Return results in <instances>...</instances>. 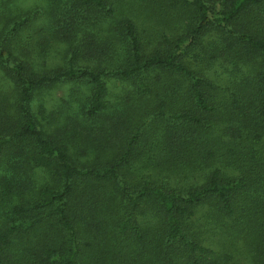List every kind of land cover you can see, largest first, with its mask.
<instances>
[{"label":"trees","instance_id":"1","mask_svg":"<svg viewBox=\"0 0 264 264\" xmlns=\"http://www.w3.org/2000/svg\"><path fill=\"white\" fill-rule=\"evenodd\" d=\"M49 4L0 16V264H264V0Z\"/></svg>","mask_w":264,"mask_h":264},{"label":"rangeland","instance_id":"2","mask_svg":"<svg viewBox=\"0 0 264 264\" xmlns=\"http://www.w3.org/2000/svg\"><path fill=\"white\" fill-rule=\"evenodd\" d=\"M7 0H0V5ZM50 8L49 0H9L7 5L0 6V16L3 15H15L22 11L35 12L39 11L40 21H42L45 14L48 13ZM2 29V22L0 21V32ZM26 31V30H25ZM52 40L53 43L51 56L56 61H61L63 55V49L66 48L64 41H57L53 37L51 38L47 35V40ZM1 80V73H0ZM86 92L83 85L77 84L74 81H60L53 84L49 89L42 91L36 98L37 103H42L47 107V113L54 112L60 108L63 109V113L72 114L75 111L74 107L76 105L75 97L77 95L82 96ZM76 95V96H74ZM74 96V97H73ZM74 101V102H72ZM56 121L50 117L52 122H57L60 126L67 121L66 116L57 117ZM69 125V124H68ZM54 126V125H53ZM45 175L44 171L41 169L35 170V177L39 180L43 179Z\"/></svg>","mask_w":264,"mask_h":264}]
</instances>
